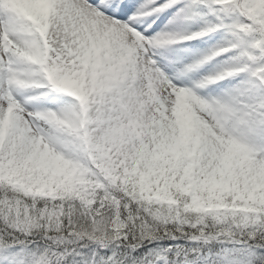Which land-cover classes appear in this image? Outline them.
<instances>
[{"label": "snow or ice", "instance_id": "1", "mask_svg": "<svg viewBox=\"0 0 264 264\" xmlns=\"http://www.w3.org/2000/svg\"><path fill=\"white\" fill-rule=\"evenodd\" d=\"M0 264H264V0H0Z\"/></svg>", "mask_w": 264, "mask_h": 264}]
</instances>
